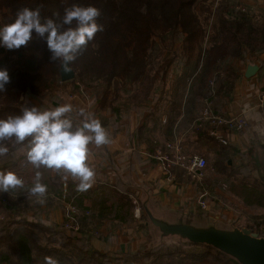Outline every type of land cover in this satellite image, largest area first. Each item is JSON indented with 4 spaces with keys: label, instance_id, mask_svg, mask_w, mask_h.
I'll list each match as a JSON object with an SVG mask.
<instances>
[{
    "label": "trees",
    "instance_id": "trees-1",
    "mask_svg": "<svg viewBox=\"0 0 264 264\" xmlns=\"http://www.w3.org/2000/svg\"><path fill=\"white\" fill-rule=\"evenodd\" d=\"M73 3L98 8L96 22L102 25L72 63L74 78L60 81V65L50 60L51 54L40 38L18 50L0 47V67L13 64L8 71L10 82L0 92V118L19 114L32 105L41 110L54 108L50 103L56 98L57 88L69 83V95L79 89L84 92L90 103L89 113L104 128L117 122L125 126L131 112L144 113L133 133L138 140L153 130L152 126L145 128L147 118L157 126L159 118L150 111L153 104L157 108L164 101L168 114L163 140L173 141L189 121L194 136V141L187 137L190 147L213 155L212 172L203 181L211 183V177L221 174L232 197L246 207L264 209V187L251 176L248 152L239 164L229 163L227 156L240 155L228 143L227 134L242 133L247 123L238 132L217 129L226 141L224 145L209 136L213 129L209 124L194 127L207 102L215 114L227 115L232 92L247 64L258 66L253 78L264 91V4L240 5L238 15L226 16L232 6L228 0H0V25L10 23L24 7H38L42 17L59 19L64 8ZM53 13L59 15L53 17ZM86 114L74 109L68 115L78 124ZM181 114L182 120L174 126ZM154 142L147 146L149 154L163 145ZM4 143L9 151L0 156V171L14 172L24 183L7 193L0 192V264H45V257L55 259L57 264H237L211 247L196 244L168 243L148 252L141 245L126 252L115 249L111 254L107 247L96 249L91 241L106 243L110 237V227L101 230V225L112 221L131 227L136 224L131 193L118 179L112 186L98 183L90 203L84 205L86 195L77 189V181L66 179L69 196L81 212V229L78 234L65 231L62 223L49 222L50 212L58 208L62 173L27 163L26 141ZM37 172L40 182L47 186L42 196L30 192ZM173 173L183 181L179 172ZM213 187L211 184L212 191ZM44 219L49 223H42ZM144 222L141 215L138 232H145L149 241ZM250 223L245 227L264 234V213L252 217Z\"/></svg>",
    "mask_w": 264,
    "mask_h": 264
},
{
    "label": "clouds",
    "instance_id": "clouds-1",
    "mask_svg": "<svg viewBox=\"0 0 264 264\" xmlns=\"http://www.w3.org/2000/svg\"><path fill=\"white\" fill-rule=\"evenodd\" d=\"M59 14L53 13V17ZM100 10L93 5L73 3L63 10L59 19L42 17L40 8L24 7L15 13L10 23L0 25V47L18 50L34 38L45 42L50 60L57 61L67 73L72 63L94 35L102 30L96 20ZM10 82L9 72L0 68V92ZM73 111L70 103L50 110H41L32 105L24 107L19 114L0 118V156L9 151L4 143L14 140L16 144L27 142L25 161L35 168L44 167L64 174V179L78 181L80 191L90 187L94 170L89 163V145L109 143L108 134L93 114L87 113L77 124L68 115ZM84 114V109H80ZM23 179L12 171H0V192L7 193L22 186ZM46 185L40 182L37 172L30 188L32 194L42 196ZM45 264H57L45 257Z\"/></svg>",
    "mask_w": 264,
    "mask_h": 264
},
{
    "label": "crops",
    "instance_id": "crops-1",
    "mask_svg": "<svg viewBox=\"0 0 264 264\" xmlns=\"http://www.w3.org/2000/svg\"><path fill=\"white\" fill-rule=\"evenodd\" d=\"M228 1L232 6L226 11V16H228V14L229 16L238 15L241 12L239 11L240 5L264 4V0ZM244 72L245 69L242 70V76L236 82L235 88L232 92V100L226 108V114H242L247 120V128L242 133L227 134L226 138L228 143L236 149H239L238 147L243 145H248V149L253 147L264 148V111L258 106L259 93H264V91H260L255 78H244ZM81 94L77 93L70 97L71 99L68 103L73 105V110L84 109L85 113H89L91 111L89 100L86 96ZM153 111L156 114L155 117L159 118L158 123H156L157 126L153 125L151 117L147 118L145 121V128L149 129L151 126L153 127L151 134L145 133L140 135L138 140L135 139L133 133L135 132V129L141 125L144 113L139 115L135 112H131L128 115V122L125 126H123L124 124L117 122L116 124H109V126L105 128L109 138L108 144L100 146L89 145V163L94 170V177L90 187L81 191V195H86V197H83L84 205L90 203V199L93 198L98 183H107L112 186L118 177L126 178L128 175H131L135 182L144 187L151 188L154 201L163 209L167 211H178L189 216L212 217L220 220V217L218 216L219 213L213 211L214 205L212 203H208L207 213L202 212L197 206H195V203H193V200L197 195L195 194V189L199 184H202V181H197L200 183H190L179 177L183 180L180 182L175 178L176 174L173 173L174 175H172L168 172L162 173L159 171L156 161L149 158V152L147 149L149 143H153L154 141L157 144L167 142L166 140H163V127L168 114V108L165 106L164 101H161L157 108L154 107L153 104L152 111L150 112ZM150 112L146 111L145 113ZM107 117L110 118V116ZM182 118L183 115L181 114L174 126H178ZM188 122L189 121L180 127V132L175 135L173 141H177L181 148L186 152L189 150L193 152L195 150L190 147L191 141L187 138L190 137L191 140L194 141L193 132L191 131L192 124L188 125ZM196 151H198V149ZM202 156L206 157L208 155H205V153L202 152ZM170 171L171 170H169V172ZM126 190L130 193L128 189ZM57 203L58 208L50 212L49 222L60 224L63 220V208L61 203ZM133 218L136 220V224L133 225L134 227L127 226L118 221H112L110 225H108L110 229L111 224L113 225L114 234H112V230L108 233L110 234L109 241L104 243L99 240H93L91 241L92 245L98 250H102L109 246V244H113L115 249H132L133 245L136 244L138 225L141 224V217L135 218L133 216ZM44 221H42V223H49L46 219H44ZM220 221L223 223H231L229 221L224 222V220ZM138 234L141 235L139 232ZM129 240L131 242H129Z\"/></svg>",
    "mask_w": 264,
    "mask_h": 264
},
{
    "label": "water",
    "instance_id": "water-1",
    "mask_svg": "<svg viewBox=\"0 0 264 264\" xmlns=\"http://www.w3.org/2000/svg\"><path fill=\"white\" fill-rule=\"evenodd\" d=\"M257 71V65L247 64L243 76L250 79ZM59 73L61 82L75 76L72 70L65 73L61 67ZM247 159L252 178L264 187V148H251ZM118 181L139 203L150 240L147 252L167 242L196 244L211 247L237 264H264V234L258 235L247 227L223 223L217 218L167 211L154 201L151 188L135 182L131 175L118 177Z\"/></svg>",
    "mask_w": 264,
    "mask_h": 264
},
{
    "label": "built area",
    "instance_id": "built-area-1",
    "mask_svg": "<svg viewBox=\"0 0 264 264\" xmlns=\"http://www.w3.org/2000/svg\"><path fill=\"white\" fill-rule=\"evenodd\" d=\"M239 11H241L239 9ZM212 87V83L209 84V88ZM258 106L264 111V93H259ZM247 120L242 114L234 115L228 114L226 116H220L214 113L211 104L207 102L202 109L200 117L197 119L194 127L201 128L205 124H209L213 129L209 131V136L220 144H225L226 141L221 134L217 131L219 128H226L238 132L244 128ZM149 158L153 159L157 163L159 171L166 173L171 169H180L184 174L190 178L200 181L203 178L204 170L206 167V161L203 157L192 154H186L180 144L177 141L165 142L159 148H156ZM62 173V172H61ZM131 204L133 206V216L135 218L141 217V209L137 200L133 195H130ZM195 206L201 211L207 210L208 203L205 199L204 193H199L195 196ZM58 202L61 203L63 208V229L68 232L78 234L80 232V216L81 212L74 203L73 197L69 196L68 184L64 179L62 173L60 194ZM2 218L0 217V222ZM104 226V225H103ZM104 227L100 228L103 230Z\"/></svg>",
    "mask_w": 264,
    "mask_h": 264
},
{
    "label": "rangeland",
    "instance_id": "rangeland-1",
    "mask_svg": "<svg viewBox=\"0 0 264 264\" xmlns=\"http://www.w3.org/2000/svg\"><path fill=\"white\" fill-rule=\"evenodd\" d=\"M0 57H2L1 54H0ZM10 65L11 64H4L0 68H6L9 71L13 64L11 66ZM69 85L70 84L68 83L65 85H60L57 88L58 91L56 92L57 93L56 98L51 101L50 107H52L53 105H54L53 107L59 106L60 102H58V101H63L64 103H68L69 100L71 99L70 97H72L73 95H75L77 93L78 94L82 93L81 95L86 96V94L84 92H82L80 89L77 92L69 95V91L71 90V86H69ZM248 147H249L248 145H243V146L238 147L239 149H236V150H238L240 152V155H234V154L232 155L231 153H229V154L227 153V156L230 158L229 163L234 162V163L239 164L240 162L245 161L244 156L248 151ZM202 152L205 153V151H200V149H198V151L195 150L193 152H191L189 150L187 154L191 153V154H195V155L203 157ZM203 158H205L207 160V168H206V170H204V175H203V178L200 180V182L203 181V179L204 180L209 179L210 175L208 176V174L210 172H212V169L210 170V165H211L212 160H213V155L208 154V156L203 157ZM171 170H172V171H170L171 173L179 172V176L181 178H183L186 182L200 183V182H197L196 180L190 178L186 174H184L183 171H181L180 169H171ZM240 176H241V174H239V176H236V177L239 178ZM25 178L28 182L31 181L30 176L26 175ZM211 178H212L210 180L211 183L203 181L202 184H199V186H197L195 189V194H199V193L205 194V199H206L207 203H212L214 205L213 211L215 213H219L218 216L220 217V220H224V222L229 221V222L233 223L234 225L240 227V226H244L245 224H251L250 222L252 220V217L263 215L264 209H260V208H256V207H246L243 204H241V202L239 200L232 197L227 192V186H226L227 181L223 176H221V174H218V175H216V177H211ZM211 184L214 185V187H213V188H215L214 191H212ZM193 203H195V200H193ZM202 212L207 213L208 211L204 210ZM102 227L107 229L109 227V225L107 223H105L104 226L103 225L100 226V228H102ZM111 230H112V234H114L113 228L110 229V231ZM143 233L144 234H141V235H139L138 232L136 233V239L137 240H136V244L133 245V249L138 248L141 245L146 246L149 243L150 240L147 241L146 233L145 232H143ZM94 234H97V232H95ZM147 234H148V231H147ZM148 237H149V235H148ZM129 242H131V241L129 240ZM168 243H174V242H167L166 244H168ZM123 244H121V245H123ZM107 247H108L107 251L110 252V254H111V252L115 251L113 244H109V246H107ZM118 250H119V252L128 251V250H125V248H123V250H120V249H118Z\"/></svg>",
    "mask_w": 264,
    "mask_h": 264
}]
</instances>
